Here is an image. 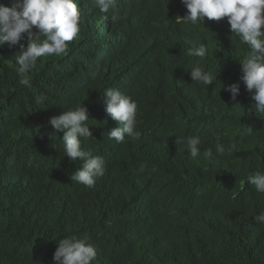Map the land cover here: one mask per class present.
<instances>
[{
  "label": "trees",
  "instance_id": "1",
  "mask_svg": "<svg viewBox=\"0 0 264 264\" xmlns=\"http://www.w3.org/2000/svg\"><path fill=\"white\" fill-rule=\"evenodd\" d=\"M117 7H120V3L117 4ZM88 20L91 22L90 17ZM226 24L228 25L227 19L218 25ZM98 31L100 32V19H98ZM219 32L222 30L214 28L213 33ZM80 33H82V26H80ZM201 36L206 38L207 35L201 33ZM98 38L100 37L97 36ZM25 39L27 37L21 41L26 43ZM178 40L186 52L190 48L203 44L201 42L190 43L188 37ZM166 41H162V43ZM171 43L173 42L171 41ZM193 44L195 45L192 46ZM229 47L228 44L225 50L211 52L214 56L213 59H216L217 62L222 60L228 62ZM5 48V45L0 46L1 51ZM42 59L44 58L42 57ZM171 62L174 64L170 68L174 69L175 65L176 70L182 71L180 68L182 63L176 59ZM228 68L231 67L228 66ZM100 69L102 70V67ZM232 70L234 71V67ZM9 71L5 72L7 78L0 76V137L11 135L13 126L16 128V126L24 125L29 129L24 130L22 135L24 137L14 140L17 145L24 144L23 154L7 165H0V202L12 204L16 216L19 219L29 218L30 225L41 221L40 229L42 232H50V235L43 237L44 240H40L38 236L34 238L24 230L13 228L10 225L9 212L4 209L0 210V224L2 225L0 228V252L7 264H16L22 261L27 248L31 245L45 243L51 249H56L58 239L72 235L77 239L95 241L97 249L101 251L97 250L96 253L99 252L104 258V264L107 257L111 260V264H264V231L249 226H236V230L241 229L239 243H237L229 238V234H231L228 231L231 228L230 222L219 221V218L207 214L212 212L209 209L213 203L219 201L230 205L232 210L237 209L233 197H228L226 186H230L232 191L239 190L245 193L249 198L255 197L254 186L239 185L241 183L235 181L234 176H240L250 170L264 171V128L262 126L264 114L250 120V115L242 113L247 120L255 125L251 129L247 127L248 129L244 131V135L250 134L251 138L245 139L246 142L239 140L243 141L241 142L243 144L227 134L210 136L207 138L209 144L202 147L199 145L201 155L196 158L189 157L191 155L187 151H179L170 155L169 148L167 146L161 148L159 143L160 152L156 147H152L157 143H151L148 145L150 149L126 148L123 154L119 152L120 160H112L110 152L107 155V167L111 171L107 172L105 169L104 175L97 180L93 187L89 188L71 181L69 178L82 166L83 162L77 158L76 163L73 164L74 160L66 156L63 157V144L60 138L63 135L62 132L53 134L51 125L48 128L42 125L45 123L44 118L47 117V114L40 111L44 109L47 112L48 107L54 105L55 99L49 98V94H55L54 87H47L33 93L43 94L46 97V100L39 104L36 103L37 96H27L29 94L21 91V94H25L22 98L23 107H20L19 104L12 105L10 94H19V91L14 89L12 81L15 78ZM16 75L18 74L16 73ZM91 76L98 77L95 72ZM236 76L240 79L241 75L236 74ZM190 80L191 78L188 79V82ZM60 82L63 87L65 79L62 77ZM175 84L177 83L174 82ZM95 85L99 89L97 82ZM174 85L163 86L160 84L159 91L155 93L157 94L155 96L162 98L165 95L167 103H171L182 92L162 94L161 90L162 88L174 90ZM141 86L151 89L155 85L144 83ZM241 90L242 95L251 96L245 87ZM88 93L99 94L96 89H91ZM248 99L250 101H244V105L247 108L253 107L255 101L251 97ZM27 102L31 108L30 111L29 108H26V111L29 112L24 111ZM183 108L184 106H180L175 109L180 111ZM49 109L63 112L66 109V103L58 99L57 104ZM160 109L162 113H160ZM162 114L161 103L157 101L154 112L144 119L145 121L151 119L155 123L163 124L164 130H166L168 119H161ZM185 114L187 115V112ZM28 118H30L29 124L27 123ZM99 125L100 114L98 115ZM156 128L160 132L161 127ZM109 129L110 124L107 125V131ZM98 137L101 138L100 131ZM218 141L224 147L230 144L228 147L231 148V145L235 144V154L226 153V147L223 155L216 153ZM254 141L257 142L256 145H252ZM95 142L98 143V141ZM89 143L94 144V139ZM260 143L263 153L259 151ZM119 144L116 142L111 145L107 136V147L111 148L112 152L113 149L119 151ZM30 146H38L34 157L30 152ZM247 146L245 157L239 160L237 157L243 153V149ZM81 147L84 150V145L81 144ZM208 148L213 150L215 156L212 161L203 156V152ZM89 152L92 154V151L89 150ZM101 153L98 151V156ZM159 153V158L151 159L149 155ZM183 153L187 156H180ZM5 157L11 158L7 154ZM167 157L173 158L167 159ZM25 160H30L31 164H23ZM153 161L158 164L152 165ZM261 161L263 162L261 163ZM170 175L176 177L172 178ZM222 175H227L224 180L220 177ZM163 176V182L157 186L156 181ZM2 189H8L17 194L11 193L9 197L1 198ZM180 189L184 191V202L181 205L176 202V196ZM29 190H31V195H27ZM219 196L222 197L218 198ZM141 198L144 201V207L139 206ZM257 198V201L264 200V194L258 193ZM17 200L24 206L23 208L17 205ZM245 205V200L241 199L242 211L249 212L252 216L258 215L259 208L256 203H253V207L250 208L243 207ZM170 209H176V211ZM148 212L155 214L152 221L166 229L159 231L161 233L159 236L164 239L154 241V245L144 239L148 236L146 225L151 220V217L146 216ZM204 213L206 215L201 220ZM142 215H144V234L141 235L138 231V224H140ZM237 218L246 220L247 217L239 215ZM174 233L176 239H170V235ZM160 250H166L169 253L164 254ZM167 255L172 256L168 261H164L162 258ZM96 256L94 264L99 262L98 254Z\"/></svg>",
  "mask_w": 264,
  "mask_h": 264
},
{
  "label": "clouds",
  "instance_id": "2",
  "mask_svg": "<svg viewBox=\"0 0 264 264\" xmlns=\"http://www.w3.org/2000/svg\"><path fill=\"white\" fill-rule=\"evenodd\" d=\"M181 2L186 7L187 14L183 18L177 16L175 18L176 22H183L193 26L202 24L197 30L195 29L197 34L194 35L195 37L192 42H201L203 44H199V46L195 48H190L188 52H186L182 49L183 45H181L179 40L178 44L181 46V57H178L176 60L184 64L185 67H181L182 71L179 69H174V71L166 70L164 78L170 76L174 78V82L177 83L173 86L175 89L169 90V93L182 92L184 94L183 98L180 99L183 101L182 106H184L182 111L180 110L181 112L195 110L198 112V116L201 119L204 118V121H209L210 119L213 121L215 118L214 115H221L222 121L219 123H224V126L215 129V127L205 125L203 121L202 123L206 128L203 129V133L200 136H186V138L176 137V139H170L165 135L152 136L149 133V137L142 138L139 137L140 133L148 132L145 130L135 131L137 123L136 101L123 94L119 89L107 88L102 93L106 105L105 112L109 114L114 121L118 122L117 127L107 132V136L110 140L114 139L117 143H123L127 136L129 138H137L139 143H157L156 146H152L157 149L158 142L156 141L172 142L174 145L173 148H169L170 155L176 154L175 152L179 151H187L191 155L189 157L196 158L201 155L199 145L204 143L210 136L227 134L231 138L244 140L245 133L243 127H246L247 124H253L247 120L238 109L242 107L240 105L241 100L250 101L248 98L251 97L252 100L255 101L253 107L255 108L256 114H264V0H181ZM117 3L118 0H93V7L98 9L101 13H108L110 9L114 10L111 18L115 20L117 18V13L115 12ZM175 13H180V11L177 10ZM205 18L217 21L222 18H227L228 25H226L228 29L226 30L229 35L222 36V39L221 37L217 38L213 36V45H206L208 38L201 36V32H209V30L204 27V23H206ZM80 19L81 12L77 7L76 0H12L11 6L0 4V46L7 43L11 48L19 44V55L15 57V63L17 65L16 72L20 77V84L27 87L31 86L30 80L26 74L36 66L39 58L52 55L63 56L67 54L69 43L78 38L80 34ZM104 19L107 20L108 16L105 15ZM210 25L213 27L212 31L214 27L222 30V32L225 30L218 24ZM33 29H35V31H33ZM25 35L28 39L26 48L24 44L20 43ZM189 36L191 35L186 37ZM41 37H43V39ZM229 38H238L237 45L240 47L239 49L246 50L243 58L239 61L241 65V82L228 81L227 79L230 76L229 72L225 68L222 69V71L218 70L215 66L217 61L213 59L214 56L211 54V52H217L218 49L225 50V48H218L216 44L217 41H223L228 46ZM207 57H209V59H206ZM203 65L205 67H203ZM234 72L235 71L232 70L231 74H234ZM189 78H191L192 82L187 84ZM39 84H43V82L39 81ZM195 87H201L203 90H201V93H198L199 90H195ZM243 87H245L246 91H248L251 96L239 95ZM216 93H230V97L214 95ZM49 95V98L52 99H56L57 97L55 94ZM203 97H209V102L205 101ZM201 99H203L204 102L203 107L199 103ZM45 100L46 97L43 94H39L36 97L37 104ZM177 100L176 98V101ZM185 101H188V103H185ZM205 106H216L217 108L215 112H209L213 110L207 109ZM225 108L226 111L222 113L221 111H224ZM51 110L48 109L46 112L44 109H41L40 112L47 114L45 123L51 125L53 134L58 132L63 133L62 137H60L63 144V157L66 156L71 160L79 158L83 162L82 166L70 175V180L89 188L93 187L97 180L104 175L105 161L103 157L94 156L81 147V144L84 145V140L87 138L94 139V141L99 140V137L93 136L90 132V128L87 124V121H89L87 109L80 103L72 109H64L63 112ZM206 113H208L209 116H207ZM227 114H232L235 118H238L241 123L240 133L230 134L225 131L227 126L230 127L236 122L233 121V119L227 123L225 119ZM46 128H48V125H46ZM207 130L208 132H206ZM186 132L188 131L185 129L184 133L186 134ZM89 145L90 143L88 146ZM165 146L166 145L163 144V147ZM235 147V144L231 145V149H235ZM141 148L150 149L149 146L145 145L141 146ZM158 151L160 152L161 149H158ZM215 151L223 155L226 149L218 141ZM149 155L151 159L159 158L160 153ZM180 156L186 157L187 155L183 153L180 154ZM203 156L209 161L215 159L211 148L206 149L203 152ZM29 163L31 164V162ZM157 164L158 162H152L154 166ZM170 176L172 178L176 177L175 175ZM163 180L164 176L156 181V185H160ZM235 180L241 183H237L239 185L254 186L256 190L254 194L255 197L249 198L245 193L239 190L232 191L230 186H226L229 194L228 197H233L237 209L232 210L230 205H226V203L219 201L218 203H213L212 207L209 209L212 212L207 214L219 218V221L230 222L229 226L231 228H229L228 231L231 232V234H229V238L239 243V231L241 229L238 228V230H236V226H249L259 231H264V205L260 208L263 212L255 216H252L249 212L242 211V206L240 207L241 199L246 202V205L243 207L250 208L253 207V203L257 201V194H264V171L250 170L240 176H235ZM130 187L132 186L130 185ZM143 193L142 191V194ZM156 194H159V192H156ZM221 197L222 196H219L218 198ZM176 202L179 205L184 202V191L182 189L177 193ZM17 205H19V203ZM23 207L24 206L21 208ZM0 209H4V211L7 212L14 211L12 204L1 202ZM170 210L176 211V209ZM204 215H206V213L202 215L201 220L204 219ZM239 215L246 216V220H239L237 218ZM141 221L142 220H140V223ZM142 223H144V221H142ZM0 228H2L1 224ZM160 252L164 254L169 253V251L166 250H160ZM96 255V248L92 243L77 239L76 236L72 235L57 240V247L53 253L52 260L54 264H92ZM171 256L172 255H167L162 259L168 261Z\"/></svg>",
  "mask_w": 264,
  "mask_h": 264
},
{
  "label": "water",
  "instance_id": "3",
  "mask_svg": "<svg viewBox=\"0 0 264 264\" xmlns=\"http://www.w3.org/2000/svg\"><path fill=\"white\" fill-rule=\"evenodd\" d=\"M118 0L120 3H126L128 2V8L127 10L122 9L120 7H117L115 12L118 14L117 18L113 20L111 17L113 16L114 10L111 9L112 15L109 16V20H105L104 16L107 15V13H101L100 14V32L97 29V17L96 12L97 9L93 7V0H76L77 7L80 9V7L83 6V32L79 34L78 38L74 39L69 43V50L66 55L63 56H47L43 57L44 59L39 58L37 61L36 66H42L46 67V70L40 71L39 74L36 72L39 76L36 79H34V75L30 73V71L26 74L27 77L30 80V85L32 82V85L30 87L24 86L22 84H16L17 88L19 90V94H10L11 95V104H19L20 107H23L22 98L25 94H29L27 96H38L39 94H33L37 90L36 88V82L43 80L48 83L47 85L51 88L54 87L53 90L55 91V95L57 96L55 99L54 105H51L49 107H53L57 104L58 99L60 101H64L66 103V110L72 109L76 106H78L80 103L83 107L87 109L88 113V120L87 124L90 128V132L93 136H97L100 131V139L98 140V143L94 141V144H90L89 146L86 144H89L91 142V138H87L84 140V150L85 151H92V154L94 156H98V151L102 152L101 157H103L105 163L107 159V152H106V138L105 134H107V131H105V125L106 122L109 120V123L115 124L116 121H114L109 114L105 112V102L103 97V91L106 89L105 83L108 82L110 88L113 89H119L123 94L126 96H129L131 99L135 100L137 103V123L135 127V131L139 130H145L146 132L150 133L152 136H160V135H166V131L164 130V125L155 123V127H161L160 132L155 129H151L147 123L148 121H145V117H149L154 110H155V102L159 101L161 103V107L163 110V114L161 115V119L167 120L170 119L173 115L169 113L170 108H168L167 103V97L163 95L162 98H157L158 86L163 83L164 75L166 74V70L174 71L173 68L168 67L167 62L174 61L178 57H181V46L178 44L180 38H184L188 35H195V33H192L189 30L186 29L185 26H187V23H177L175 18L177 16H180L183 18L187 14V9L184 6V4L181 2V0H176L178 3H176L175 0ZM90 2H92L90 4ZM12 0H0V4H3L5 6H11ZM139 3H144L145 6L148 8V6L152 7L151 11H154L151 16H148L147 14L145 16H140L138 13L136 15L135 12V5ZM91 9V22L88 20V9ZM181 10L180 13H175L177 10ZM146 11V8L143 9ZM150 10V9H149ZM160 10V12H159ZM157 12V13H156ZM120 16V17H119ZM128 16V19H126ZM159 18V20H157ZM122 19H126V22ZM107 25H109V32L110 36L107 38ZM202 24L198 25H190L191 28L198 29ZM118 27V28H117ZM205 29H208L209 32H201L206 33V38H208V41H206V45L212 46L213 45V36L222 39V36H228L229 33L226 29H228L227 25L221 26L224 30V32L219 33H213L212 29L213 27L210 24L204 23ZM126 29H129L126 31ZM161 30L163 35L168 38L166 42H163L160 44L161 46L158 47L154 41L150 43L148 46L146 52L148 53L149 58L145 56L144 52L140 50V48L143 45H146L147 40L150 37H153L154 39L159 37V31L154 30ZM118 30V34H117ZM149 30H152V33L149 34ZM35 31V29H33ZM131 37L129 33H134ZM97 36L100 37L97 39ZM26 37V35L24 36ZM43 39V38H42ZM109 39V48H108V40ZM26 43H23V41H20L21 44H24L25 47H27L28 39H25ZM98 40V42H97ZM173 43H171V41ZM237 39L229 38V45L230 50H236L237 57L227 61H218L216 62V68L220 71L222 69H226L230 76L228 77V81H236L241 82L239 78H237L235 75L238 73L241 75V65L239 61L243 58L245 51L242 49H239L240 47L237 45ZM99 43V44H98ZM142 45V46H141ZM19 46L16 45L14 47ZM136 48V51H133L132 47ZM216 46L218 48H226L227 44L223 41H217ZM240 52H239V51ZM218 51H222V49H218ZM108 52L110 53L108 55ZM0 53H3L7 56V59L11 60V56H17L19 55L18 51H1ZM70 53H73V55H70ZM98 53H100V57L98 58ZM94 55V62L91 63L92 55ZM167 54V56H166ZM72 56V57H71ZM108 59V60H106ZM193 63V62H191ZM7 66H10L3 70L0 73H4L6 70H10L9 73H11V76L13 78H18L16 83H19V76L16 75V63L15 59H12L11 61L6 62ZM230 66L231 68H228ZM101 67H104V71L110 75L112 72L118 73L117 77L105 78L102 74ZM182 67L184 68L185 65L182 64ZM203 67H205L203 65ZM232 67H234V74H231ZM146 68L145 71H141V69ZM181 68V67H180ZM103 73L105 74V72ZM96 73L98 77H92L91 74ZM62 77L65 79V83L63 87L61 86V80ZM95 82L98 83L99 89L96 87ZM142 83H150L155 86H153L151 89L147 87H142ZM90 84V85H89ZM189 84V82L187 83ZM157 86V87H156ZM25 88V94H21V91ZM91 89H96L101 94H89L88 92ZM162 94L169 93V89L162 88ZM91 95V96H90ZM159 99V100H158ZM73 103H70L72 102ZM240 101V100H239ZM240 105L242 107H239L238 109L246 115H250L251 118H256L260 116V113L256 114L255 108L250 107L247 108L246 105H243V100L240 101ZM31 104V103H30ZM48 107V109H49ZM26 108H29L30 111V105L27 102L24 111H26ZM233 109V108H230ZM51 110V109H50ZM26 111V112H29ZM51 111H54L53 109ZM60 111V110H59ZM141 111V112H140ZM171 111L174 112V115L177 117L178 112L174 108H171ZM182 111V110H181ZM220 111V110H218ZM90 113L91 116H90ZM61 114V113H60ZM58 114V115H60ZM99 114H102L101 121L103 126L100 124L99 126H96L95 124L97 122V118ZM185 112H182L181 118L183 119L184 126L183 129L179 130L178 127L174 126L173 133L174 135H182L183 131L188 127V132H186L187 137L191 136H200L203 133V129L206 128V126L202 123L204 121V118H202V122L195 119L193 116H185L183 115ZM57 115V116H58ZM12 117V116H11ZM9 117V118H11ZM214 119L218 122H221L222 118L221 115H214ZM3 119V116L1 118V121ZM27 119V118H24ZM45 120L47 119L44 118ZM139 119V121H138ZM225 119L227 123L228 121L233 120L236 121L233 125L230 127H226L225 131L230 134H237L241 131V123L238 120V118H235L232 114H227L225 116ZM30 118H28V124L30 123ZM41 125L40 123H37ZM44 126L50 125L49 123L42 124ZM116 127L113 125L112 128ZM111 128V129H112ZM27 126H13L11 135L6 136L3 135L0 137V165H7L9 164L13 159H17L21 154H23V148L24 144L17 145V143L14 142L18 137H24L22 136L24 134V130H28ZM39 129V128H38ZM157 129V128H156ZM53 133V132H52ZM63 134V133H62ZM46 137V136H45ZM99 142H102V145L99 144ZM114 142L116 141L112 139V144L114 145ZM89 148V150H87ZM30 152L32 156L34 157L36 155V151L38 150L37 147H31L30 146ZM144 149V148H143ZM20 150V152H19ZM22 152V153H21ZM10 155L11 158H6L5 155ZM120 157V154L118 151L113 149V152L111 150V158L112 160H117ZM77 160V159H76ZM76 160H74V163H76ZM30 160H25L23 164L30 165ZM228 188V187H227ZM17 194L14 191H9L8 189H2L1 190V198L9 197L11 195ZM27 195H31V190L27 192ZM18 201V200H17ZM144 201L141 198L139 206L141 205L144 207ZM20 207H22V204H20ZM1 210V209H0ZM7 212V211H6ZM10 214V225L13 228L21 229L26 232H28L30 235H32L34 238L37 236L40 237V240H44L43 237H47L50 235V232H42L40 229V225H42V222L39 221L37 224H29L30 219L24 218L19 219L17 216H15L14 211H8ZM148 217H154L155 214H152L148 212L146 215ZM140 220L144 221V215L140 217ZM138 224V231L140 234H144V224L142 223ZM166 230L165 228H162L157 225L152 220H149L148 224L146 225V232L148 233V236L144 238L146 241L151 242L152 245H154V241L156 240H162L161 236H159V231ZM170 239H176L175 234L170 235ZM28 244V243H27ZM30 244V241H29ZM32 246V245H31ZM154 247V246H153ZM33 252V251H32ZM102 258L101 264H104V258ZM95 261V259H94Z\"/></svg>",
  "mask_w": 264,
  "mask_h": 264
},
{
  "label": "bare ground",
  "instance_id": "4",
  "mask_svg": "<svg viewBox=\"0 0 264 264\" xmlns=\"http://www.w3.org/2000/svg\"><path fill=\"white\" fill-rule=\"evenodd\" d=\"M153 1H156V0H153ZM176 1V0H175ZM138 2H140L139 0H138ZM92 2H90V4H91ZM118 3H120V2H118ZM117 3V4H118ZM176 3H178V1H176ZM128 3L126 2V3H120V8H122V9H125V10H127V8H128ZM146 8V11H144L143 9H145ZM150 9V10H149ZM80 12H81V21H80V25L79 26H82V32H83V16H84V13H83V6L82 7H80ZM90 8L88 9V16L90 17L91 16V12H90ZM152 10V7L151 6H148V8L145 6V4L144 3H139V4H137V5H135V12H134V14L136 13V15L139 13L140 14V16H145L146 14L148 15V16H151L152 14H153V12L154 11H151ZM179 11L180 12H182L180 9H179ZM159 12H160V10H159ZM157 13V12H156ZM100 14H101V12H99V10L97 9V21H98V19H100L101 20V18H100ZM110 15H112V12L109 10V12L107 13V16H108V19L107 20H109V16ZM118 15V14H117ZM89 17H88V19H89ZM120 17V16H119ZM126 19H128V16H127V18ZM126 19H122V20H124L125 22H126ZM227 18H222L221 20H219V21H217V20H208L207 18H205V22L206 23H210V24H212V25H217V24H222V23H224V21L226 20ZM157 20H159V18L157 19ZM92 22H93V20H92ZM91 22V23H92ZM187 26H185L186 27V29L187 30H189L190 29V31L192 32V33H195V34H197V31L195 30V29H193V28H191L190 26H189V24H186ZM118 28V27H117ZM214 28H216V27H214ZM97 29H98V24H97ZM107 29H108V32H107V38L110 36V32H109V25L107 26ZM129 29H126V31H128ZM154 31H159V37H157V38H153V37H150L148 40H147V42H146V45H141L142 47L140 48V50L141 51H143L144 52V54H145V56H147V58H149V56H148V53L146 52V50H147V48H148V46L150 45V43L152 42V41H154V43H156V45L158 46V47H160L161 45L160 44H162V41H165V40H169L168 38H166L164 35H163V33L161 32V30L159 29V30H154ZM150 32H151V34H154V33H152V30H149V34H150ZM117 34H118V30H117ZM129 35H131V37L133 36V35H135V32L134 33H129ZM195 36L194 35H191V36H189L188 38H189V40H190V43H193L192 41H193V38H194ZM108 40V48H109V39H107ZM196 43V42H195ZM5 46H6V48L3 50V51H8V50H11V51H19V46H17V47H9L8 45H7V43L5 44ZM132 47V49H133V51H136V48L135 47H133V46H131ZM239 51V50H238ZM240 52V51H239ZM110 53L108 52V55H109ZM92 55V58H91V63H93L94 62V55L93 54H91ZM98 58L101 56L100 55V53H98ZM166 56H167V54H166ZM227 56H228V62L230 61V60H232V59H234V58H236L237 57V52H236V50H230V47L228 48V51H227ZM12 57V59H15V56H11ZM11 59V60H12ZM41 59H42V57H41ZM11 60H9V59H7V56L5 55V54H3V53H1V55H0V71L2 72L3 70H5L6 68H8V67H10V66H7L6 65V62L7 61H11ZM106 60H108V59H106ZM168 64V67H173V62H171V61H169V62H167ZM104 67H102V74L101 75H104L105 76V78L106 79H108L107 77H109V78H113V77H117V75H118V73H114V72H112L110 75H108V73L106 72V71H104ZM174 69L176 70V67H175V65H174ZM44 70H46V67H42V66H35L31 71H30V73H32L33 75H34V79H36V81H37V78H38V74H39V72L40 71H44ZM146 70V68H143V69H141V71H145ZM103 71L105 72V74L103 73ZM6 72V71H5ZM5 72L4 73H0V76H2L3 78H7V75H5ZM36 72H38V74L36 73ZM19 79H20V77H19ZM17 80H18V78H15L12 82H13V85H14V89L16 90V91H19L18 90V88H17V85L16 84H20V83H16L17 82ZM164 80H166V81H163V83L161 82V85H163V86H168V85H174V78H171L170 76H166L165 78H164ZM42 82H43V84H39V81L38 82H36V88H35V90H37V91H39V90H43V89H45V88H47V87H49L47 84L48 83H46L44 80H43V78H42ZM190 82H192L191 80H190ZM106 84V89L107 88H110V86H109V83L108 82H106L105 83ZM142 84H144V83H142ZM147 84H150V83H147ZM31 85H32V82H31ZM25 88H23V92H25ZM195 90H199V92L198 93H201V90H203L201 87H195ZM99 92V91H98ZM99 94H101L100 92H99ZM214 95H219V96H221V97H230V93H216V94H214ZM239 95H242V93H240ZM183 96H184V94L182 93V94H180V95H178L176 98L178 99L177 101H176V98L171 102V103H168V105L170 104V106H168V108H170V114H172L173 116L170 118V119H168L167 121H168V125H167V127H166V135L170 138V139H176V137H182V138H186V134L184 133V131H183V134L182 135H174V133H173V128H174V126H176V127H178L179 128V130L184 126V123H183V119L181 118V115H182V112L181 111H179V109H177L178 110V112H180V113H178V116L176 117L175 115H174V112L173 111H171V108H176V107H180V106H182V104H183V101L182 100H180L181 98H183ZM204 98V100L205 101H207V102H209V100H210V98L209 97H203ZM185 103H188V101H185ZM200 105L203 107L204 106V102H203V99H201L200 100ZM243 103V105H244V101L242 102ZM187 106V105H186ZM205 108H207V109H211V110H213V111H209V112H215V110H216V106H205ZM160 111V113H162V111H161V109L159 110ZM226 111V108H225V110L224 111H221L222 113L223 112H225ZM207 114V116H209L208 115V113H206ZM183 115H185V116H189V115H191V116H193V117H195L198 121H201L202 122V120H201V118L198 116V112L197 111H195V110H192V111H187V115L186 114H183ZM98 116V115H97ZM101 117H102V114H100V124L103 126V124H102V121H101ZM209 118H211V117H209ZM95 122H97L95 125L96 126H98V118H97V121H95ZM148 122L149 123H147L148 124V126L151 128V129H155V130H157L156 129V127H155V122L154 121H152L151 119H149L148 120ZM205 125H207V126H210V127H215V129H217V127H223L224 126V123H219V122H217V121H215L214 119H213V121H211V119L209 120V121H204L203 122ZM108 124H110L109 123V120L106 122V126H105V131H107V125ZM113 125H115L116 127L118 126V122H116L115 124H110V129L109 130H111V128L113 127ZM248 126H246V127H243V131H245L246 129H248L247 127H250L249 129H251V128H253L254 126L253 125H251V124H247ZM262 126H263V128H264V124H262ZM108 130V131H109ZM107 131V132H108ZM186 131H188V127L186 128ZM263 131V130H262ZM206 132H208V130L206 131ZM150 136V134L149 133H140V135H139V137H142V138H147V137H149ZM105 138H106V140H107V134H105ZM215 138V137H214ZM248 138H251L250 137V134H246V135H244V142H246L245 141V139H248ZM209 140H210V138H209ZM236 141V140H235ZM239 141V140H238ZM243 141H241V142H243ZM156 142H158L159 144H160V146L159 147H161V148H163V144L164 145H166L168 148H173V144L171 143V142H160V141H156ZM240 141H239V143L240 144H243V143H241ZM109 143H111V145H112V140H110L109 139ZM115 143V142H114ZM238 143V144H239ZM101 144H102V142H101ZM151 143H149V142H144V143H139L138 142V140H137V138H129V137H127L126 136V138H125V141L123 142V143H120L119 144V151L118 152H121L122 154H123V152H125V149L126 148H128V149H130L131 147H135V148H137V149H140L141 148V146H143V145H145V146H148V145H150ZM170 144H172V145H170ZM207 144H209L208 143V141H207V139H206V141H205V143H201L200 144V146L202 147V146H204V145H207ZM245 144V143H244ZM257 144V142H253L252 143V145H256ZM230 144H227V145H225V147L227 148V152L226 153H232V154H235V149H231L230 147H228ZM260 149H259V151H262V153H263V147H262V144L260 143ZM150 147V146H149ZM147 149V148H146ZM247 149H248V146L246 147V148H244L243 149V153H241V155L239 156V157H237L239 160H242L243 159V157H245V155H244V153L247 151ZM103 152V151H102ZM106 152H107V155H109V153L111 152V148H109V147H107V141H106ZM162 155V154H161ZM175 157V156H174ZM120 158L121 157H119L117 160H120ZM173 157H167V159H172ZM107 159H106V163H105V169L107 170V172L110 170V169H108V167H107ZM263 161H261V163H262ZM111 171V170H110ZM222 172H225V171H222ZM226 176L227 175H222V176H220L221 177V179L222 180H224L225 178H226ZM215 177H217V176H215ZM234 179H235V176H234ZM236 181V180H235ZM254 203H256V205L258 206V210H257V214H260V213H262L263 211L260 209L261 208V206H263L264 205V200H259V201H256V202H254ZM87 242H89V243H92L94 246H95V248H96V252H97V250L98 251H100L99 249H97V247H96V245H95V241H87ZM33 251V252H32ZM54 251H55V249H51L47 244H45V243H39V244H36V245H32V246H29L28 248H27V250H26V252H25V256H24V258H23V260L22 261H20V262H18V263H16V264H54V262H53V260H52V256H53V253H54ZM101 252V251H100ZM98 254V257H99V262H98V264H101V254L98 252L97 253ZM97 257V256H96ZM95 260H96V258H95ZM108 260H109V257H107L106 258V262H105V264H108ZM0 264H7L6 263V261H5V259H4V256L2 255V253L0 252ZM92 264H94V262L92 261ZM109 264H111V260H109Z\"/></svg>",
  "mask_w": 264,
  "mask_h": 264
},
{
  "label": "rangeland",
  "instance_id": "5",
  "mask_svg": "<svg viewBox=\"0 0 264 264\" xmlns=\"http://www.w3.org/2000/svg\"><path fill=\"white\" fill-rule=\"evenodd\" d=\"M89 11H87V14H88ZM96 17H97V12H96Z\"/></svg>",
  "mask_w": 264,
  "mask_h": 264
}]
</instances>
